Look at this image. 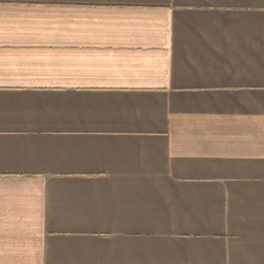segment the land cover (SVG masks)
Wrapping results in <instances>:
<instances>
[{"label": "crops", "instance_id": "obj_1", "mask_svg": "<svg viewBox=\"0 0 264 264\" xmlns=\"http://www.w3.org/2000/svg\"><path fill=\"white\" fill-rule=\"evenodd\" d=\"M0 264H264V0H0Z\"/></svg>", "mask_w": 264, "mask_h": 264}]
</instances>
